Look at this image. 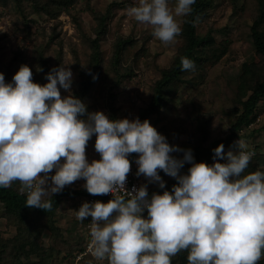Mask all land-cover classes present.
Wrapping results in <instances>:
<instances>
[{
  "label": "clouds",
  "instance_id": "clouds-1",
  "mask_svg": "<svg viewBox=\"0 0 264 264\" xmlns=\"http://www.w3.org/2000/svg\"><path fill=\"white\" fill-rule=\"evenodd\" d=\"M195 2L136 0L128 14L169 45L182 31L177 17L190 15ZM181 68L192 71L195 63L181 57ZM46 80L34 83L27 65L11 83L0 73V188L18 181L26 207L44 211L52 209L53 194L80 179L90 195L111 194L106 203L83 202L76 210L80 221L91 217L92 255L107 264H171L181 251L188 264H258L264 256V172L244 174L255 155L245 140L227 152L217 145L211 165L195 162L191 149L170 145L147 119L88 112L72 93L70 67L52 68ZM93 135L100 159L89 162ZM180 152L182 158L172 155ZM133 153L136 175L164 189L163 171L177 181L171 192L149 197L146 184L125 187ZM185 163L190 167L182 174Z\"/></svg>",
  "mask_w": 264,
  "mask_h": 264
},
{
  "label": "rangeland",
  "instance_id": "rangeland-1",
  "mask_svg": "<svg viewBox=\"0 0 264 264\" xmlns=\"http://www.w3.org/2000/svg\"><path fill=\"white\" fill-rule=\"evenodd\" d=\"M135 4L136 0H75L69 6V10L79 18L81 26L88 35L92 34V27L95 26L93 12L109 11L106 30L99 42L104 67L110 63L112 44L115 39L119 35L129 38L123 49L121 65L124 68L130 67L131 73L123 76L114 89L120 108L117 119L137 118L138 109L144 107L150 99L152 85L159 77V69L171 65L179 45L183 42L179 35L172 44L161 43L153 36L150 26L137 22L128 14L129 7ZM169 4L174 6L175 0H169ZM233 4L236 8L234 19L238 21L227 20ZM8 8L6 7L5 13L0 15V73H3L5 81L11 77L19 59L23 60V65L31 69L35 67L31 60L34 47L44 43L50 37L48 34L53 33L54 37L44 48V53L49 59V64H53V57L59 55L57 50L60 49L63 52L62 66L70 67L73 73L72 91L76 89L80 79L79 68L89 65L90 48L87 41L79 40L80 37L75 34L72 14L62 11L56 17H49L43 12L38 14L30 12L28 28H26L23 16L18 15L14 9ZM258 14L257 0H214L212 6L206 11L205 19L198 24V31L204 33L210 29L218 42L233 36L232 33L235 32L237 24L250 26L253 18ZM182 18L177 17L181 25ZM226 25H228L227 29ZM54 27L55 30H53ZM56 31H58V37L55 36ZM241 37V40L231 41L223 56L215 63L209 62L210 58L206 52H198L190 58L195 63V69L186 71L178 88L150 118V124L166 138L170 145L190 149L200 136V126L204 127L208 141L227 133L232 120V109L238 105L235 100V84H230L227 78L235 76L243 61L254 63L260 61L248 36L241 35ZM136 51L138 55H135ZM101 73L104 75L105 70L103 69ZM100 80L91 88L92 95L89 102L84 103L88 112L101 111L110 119L105 96L108 85L113 79L109 77V79ZM262 103L264 105V98ZM93 138L95 139V135L88 141L86 148L89 162L100 159L95 151ZM245 141L249 144V149L262 154L264 160V129L256 136V140L249 132ZM254 147L256 150L253 149ZM230 148H225V152ZM172 155L182 158L183 153H172ZM135 156L137 157V154ZM158 174L165 183L172 179L163 171ZM142 177L148 188L158 185L155 182L149 183L144 176ZM64 200L67 201H62L58 214L55 216V222L62 228L74 225L73 231L65 235L72 244L80 245L83 249L67 251L66 254L60 252L59 255H54L50 264H107L106 260H97L92 255V251L86 249L87 243L91 240L89 227L91 218L87 223L78 220L76 218L77 201L70 198ZM7 214L4 203L0 202V229L6 227ZM48 237L49 231L44 229L39 241L47 245ZM180 255L179 253L172 257L171 264H182ZM31 258L36 259L33 256ZM36 262L39 264L40 260L36 259Z\"/></svg>",
  "mask_w": 264,
  "mask_h": 264
},
{
  "label": "trees",
  "instance_id": "trees-1",
  "mask_svg": "<svg viewBox=\"0 0 264 264\" xmlns=\"http://www.w3.org/2000/svg\"><path fill=\"white\" fill-rule=\"evenodd\" d=\"M75 0H0V15L5 13V8L14 9L19 15L23 16L24 26L28 28V14L30 12L47 14L49 17H56L62 11H68L72 14V21L75 28V34L80 37L79 40L87 41L90 54L89 65L79 68L80 79L76 84V89L72 93L82 102H89L92 95L91 88L100 79H113L108 85L106 93L107 110L112 120H118L119 105L116 100L114 89L125 75L131 73V68H124L121 65V56L125 43L128 37L119 35L112 44V54L109 65L104 67L100 51V39L106 30V23L109 19V11L105 12L94 11L95 26L92 27V34H87L80 24L79 18L75 17L69 10V6ZM214 0H196L192 5L193 11L190 15L182 18V31L180 36L183 42L179 45L178 50L173 58L170 66L159 69V77L152 85V93L148 103L138 109L137 118L141 121L154 116L161 106L168 101L170 94L178 88L179 83L186 71L181 68V57L188 59L193 58L198 52H206L209 62H217L225 53L227 46L234 39L241 40V35H247L250 39L255 53L259 56L257 63L243 61L240 68L235 73V76L227 78L228 82L235 84V100L237 106L232 109V120L228 126L227 133L223 136L215 137L208 141L204 127L200 126V136L197 141L191 145L192 155L195 162H205L209 165L213 163V149L223 144L224 148H230L236 141L237 137L243 140L249 132L256 140V136L264 129V116L261 121L256 122L253 127L247 129L250 122H254L256 116L262 111L264 106L262 99L264 98V0H257L259 6V14L252 20V24L248 27L236 25L233 36L226 37L224 40L216 41L210 29L204 33L198 31V24L205 19L206 11L212 6ZM234 3V2H233ZM29 9V11H26ZM235 5L233 4L232 11L229 13L227 20L238 21L234 19ZM228 25L225 26L227 29ZM55 30V27L53 28ZM245 33V34H244ZM50 37L44 43L36 45L33 49L31 57L33 65V82L38 84L47 83L46 74L55 67L62 65L63 52L57 50L59 55L53 57V64H49V59L44 53V48L49 41L54 37V34H48ZM58 37V31L56 35ZM138 55L137 51L135 55ZM76 56V55H75ZM23 60L19 59L16 62L14 72L11 77H8L5 82L11 83L13 75L23 65ZM42 69V70H41ZM105 70L104 75L101 73ZM110 72V73H109ZM95 77V78H94ZM61 95H67L61 89ZM95 141V139L93 138ZM257 145V143L255 144ZM256 150V148H253ZM252 150V149H251ZM253 151V150H252ZM248 168L244 174H248L257 170L264 172V164L262 154L254 152ZM129 157H135V153ZM190 164L185 163L180 170L182 174H187ZM177 181L172 178L165 183V189L171 192L173 185ZM21 184L16 181L8 188H0V202L4 203L7 215L5 217V225L0 229V264H38L36 259L40 260L39 264H50L54 255H59L60 252L66 254L67 251L81 250L83 247L72 244L65 234L73 231L74 225L65 228L60 227L55 222V216L58 214L62 201L66 198L81 199L90 194L86 189L81 187H65L62 192L53 194L52 209L44 211L38 208L26 207V193L21 192ZM148 193L151 196L155 193V189L148 188ZM97 201L106 203L109 198L105 195L95 196ZM91 217H88L82 222L87 223ZM76 223V222H75ZM49 231V241L47 245L42 244L41 235L43 230ZM13 232V233H12ZM182 264H188L187 252L181 251ZM31 256L36 259H32ZM26 261V262H25ZM258 264H264V256L258 261Z\"/></svg>",
  "mask_w": 264,
  "mask_h": 264
},
{
  "label": "built area",
  "instance_id": "built-area-1",
  "mask_svg": "<svg viewBox=\"0 0 264 264\" xmlns=\"http://www.w3.org/2000/svg\"><path fill=\"white\" fill-rule=\"evenodd\" d=\"M264 116V106L262 107V111L256 116L254 122H250L248 123L247 125V128H250L252 127L256 122H259L260 121V118ZM240 139V137H237L236 138V141ZM128 159L130 160V163H131V171L127 177V183L125 185V187L129 190L132 189L133 186H136V187H139L141 184H145V180L143 179L142 175L141 176H137L136 175V172H137V164L135 163L137 157H128ZM54 174L53 173H50L49 175H52ZM49 183H51V181H49ZM85 181L83 179H80V180H77L76 182H74L73 184L71 185H68V186H65V187H81V188H84L83 185H84ZM64 187V188H65ZM85 189V188H84ZM147 190H148V185H147ZM107 198L109 199H112V195L111 194H108V195H105ZM150 197V195H149ZM94 201H97L96 200V197L93 196V195H90V196H87L85 198H81L79 200V202L77 203V210L79 209V207L81 206V204L83 202H94ZM144 215L146 216L147 215V212L145 211L144 212ZM89 227H90V224H89ZM86 249L88 251H92L91 250V245H90V241L87 243V246H86Z\"/></svg>",
  "mask_w": 264,
  "mask_h": 264
},
{
  "label": "crops",
  "instance_id": "crops-1",
  "mask_svg": "<svg viewBox=\"0 0 264 264\" xmlns=\"http://www.w3.org/2000/svg\"><path fill=\"white\" fill-rule=\"evenodd\" d=\"M244 140H245V139H244ZM135 157H136V156H135ZM150 188H151V187H150ZM152 188H153V190L155 189V193H157V194H162L163 191L166 190L165 188H164V189L159 188L158 185H155V186H153ZM70 199L75 200L74 198H70ZM79 200H80V199L76 198L77 203L79 202ZM63 201L65 202V201H67V200H63Z\"/></svg>",
  "mask_w": 264,
  "mask_h": 264
}]
</instances>
